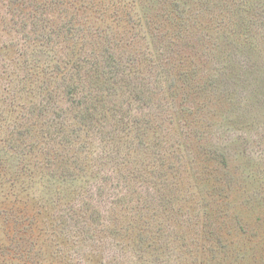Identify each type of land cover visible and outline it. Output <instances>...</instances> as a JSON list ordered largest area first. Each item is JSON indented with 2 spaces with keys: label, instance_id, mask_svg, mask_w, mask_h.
I'll return each instance as SVG.
<instances>
[{
  "label": "rangeland",
  "instance_id": "obj_1",
  "mask_svg": "<svg viewBox=\"0 0 264 264\" xmlns=\"http://www.w3.org/2000/svg\"><path fill=\"white\" fill-rule=\"evenodd\" d=\"M0 264H264V0H0Z\"/></svg>",
  "mask_w": 264,
  "mask_h": 264
},
{
  "label": "trees",
  "instance_id": "obj_2",
  "mask_svg": "<svg viewBox=\"0 0 264 264\" xmlns=\"http://www.w3.org/2000/svg\"><path fill=\"white\" fill-rule=\"evenodd\" d=\"M71 75V74H70ZM73 76V75H72ZM72 76H70V78H72ZM74 79L76 78V77H73ZM73 78H72V80H73ZM71 82V81H70ZM66 87H68V91L66 92V93H69V89H72L70 92H71V94H73V90L75 89L74 88V83L73 82H71V83H67L66 84ZM75 91H78V89H77V87H76V90Z\"/></svg>",
  "mask_w": 264,
  "mask_h": 264
}]
</instances>
